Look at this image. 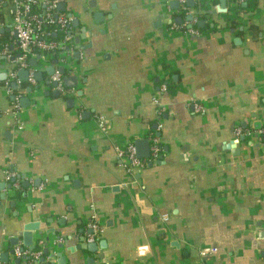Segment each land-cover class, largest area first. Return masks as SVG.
I'll use <instances>...</instances> for the list:
<instances>
[{
  "label": "crops",
  "instance_id": "0c3cea01",
  "mask_svg": "<svg viewBox=\"0 0 264 264\" xmlns=\"http://www.w3.org/2000/svg\"><path fill=\"white\" fill-rule=\"evenodd\" d=\"M9 1L0 2V28L11 26ZM193 1L207 27L176 15L180 0L59 1L79 21L73 38L85 30L86 49L75 58L69 46L73 71L62 77L75 76L77 86L63 85L71 93L63 95L45 85L46 69L61 67L54 57L28 62L42 73L35 86L17 73L13 94L0 87V182L15 179L0 191V253L21 249L23 226L38 223L33 252L41 257L47 238L64 264H264V0L236 15L228 0L224 9ZM0 37L16 57L11 31ZM13 69L0 60V73ZM23 88L30 104L14 115L12 97ZM150 129L159 159L127 172L120 152ZM15 191L20 198L10 197ZM90 236L104 249L76 250ZM204 248L217 252L201 257Z\"/></svg>",
  "mask_w": 264,
  "mask_h": 264
},
{
  "label": "built area",
  "instance_id": "2783aa9c",
  "mask_svg": "<svg viewBox=\"0 0 264 264\" xmlns=\"http://www.w3.org/2000/svg\"><path fill=\"white\" fill-rule=\"evenodd\" d=\"M60 0H10L11 6V33L15 32L17 37L14 41V46L18 50V55L14 57L11 53L12 48L6 43L0 44V60L9 61L13 65V70L6 73V79L2 81L0 87L4 88L7 94H13L11 83L15 82L20 85L17 79V73L20 70H29L27 76L28 86H35L34 79L35 70L29 69V60L36 59L40 62H50L51 58H56L63 69L71 74L73 69L71 66L67 68V59L70 56L69 46L73 44V34L71 32V18L64 13L57 10V5ZM212 1V0H209ZM199 8H189L186 6L184 0H180L179 7L175 14L179 17L190 16L191 21L187 22L189 25H195L198 22ZM188 31H192L191 29ZM1 38V37H0ZM68 47V50L66 48ZM58 69H54L53 75L50 76L49 81L55 82L57 85L54 89L63 95H70L63 87L62 78ZM162 91L166 90L163 85ZM18 91V90H17ZM23 89H20L13 97L11 102L12 112L14 115L20 111L19 100L22 97ZM196 111L201 108L195 105ZM105 121L102 117H98L97 125L103 129ZM237 135L240 134V129H237ZM149 145V156L145 159H138L135 154L133 145H129L125 152H120V157L124 160L125 169L132 173L135 169L140 170L145 168L148 163H154L159 159L161 153V146L159 137L150 133L147 137ZM11 176H7V181ZM93 230L96 226H90ZM94 241V237L90 236L88 243ZM217 252L215 248H204L200 250L201 257L214 255ZM14 257L19 259L22 256L29 257L32 263H37L40 252H33L30 250H14Z\"/></svg>",
  "mask_w": 264,
  "mask_h": 264
},
{
  "label": "water",
  "instance_id": "95a60500",
  "mask_svg": "<svg viewBox=\"0 0 264 264\" xmlns=\"http://www.w3.org/2000/svg\"><path fill=\"white\" fill-rule=\"evenodd\" d=\"M1 1L2 0H0V2ZM184 1H185V4H186L187 7H189V8L194 7V1L193 0H184ZM219 1H220V7L222 9H224L225 4H226V0H219ZM173 5H174L173 9H177L178 8V3L174 2ZM57 10L60 11V12H64L65 11L64 3L58 4ZM67 17L72 18V15L68 14ZM186 20L187 21H191V17L187 16ZM1 21H2V15L0 13V23H1ZM174 22L177 23V24H180L181 20L180 19H176V20H174ZM202 24H203L202 22H198L197 26L200 27V26H202ZM78 25H79L78 19H71V27L72 28H77ZM240 30H242V29H240ZM10 31H11V26L10 25H8V26H6L4 28H0V35H4L5 33H9ZM231 31L233 32V30H231ZM84 33H85V30L82 29V30H80V35L75 36L73 38V44L77 46V49L75 50V53H74V57L75 58L78 57V54H79L78 50L81 51V50L86 49L85 46L80 45L81 40L84 39ZM13 37L14 38L17 37L15 32L13 33ZM239 43H240V41H239ZM66 50H68V47L66 48ZM53 63H55V61ZM29 64H30V66L35 67L36 66V61L34 59H31L29 61ZM1 70H3V68H1ZM58 72L61 75H64L65 70L63 69V67H59ZM46 73H47L48 76L53 75L54 68L51 67V66L48 67L46 69ZM27 76H28V73L25 70H20L18 72V78L21 81H23V82H26ZM5 79H6V73L5 72H1L0 73V81H3ZM34 79L37 82H42V80H43L42 79V73L41 72L35 73L34 74ZM62 82H63V85H64L65 88L72 89V88H75L77 86V79H76L75 76L64 77L62 79ZM45 85L46 86H51V87H56L57 84L55 82H52V81H45ZM11 87L13 89H16L15 82L11 83ZM27 92L30 93L31 89L28 88ZM52 95L58 96V93L55 91V92L52 93ZM12 100H13V97H12ZM19 104H20L21 108H27L29 106L30 102H29V99L27 97H23L22 99H20ZM153 129H156V125L153 126ZM6 135H8V132L5 134V136ZM134 148H135L136 157L138 159H145V158H147L149 156V145H148V141L146 139L135 140L134 141ZM234 153H236V152H234ZM19 177H17V178H19ZM23 178L24 177H22V179ZM8 181H9L8 185H6L4 182H0V191H3L5 188L6 189H11V185H13L15 183V179H9ZM25 186L27 187V184H25ZM0 199L4 200V194L3 193L0 194ZM11 206H14L13 202L11 203ZM37 231H39V224L38 223H29V224H26V225L23 226V231H22V233L20 235V238L22 240V243H21L22 247H21L20 250H23L24 248H28L30 251H34L35 250L36 245L33 244L34 241H33L32 234L34 232H37ZM50 233L54 234L53 230H49V231L45 232V234H50ZM89 234H92V232L90 231ZM39 235L41 236L42 233H40ZM20 238L19 237H12L11 239H9V245L11 247L19 246ZM38 238L39 239H36L37 242H38V240H41L40 239L41 237H38ZM53 244L56 245L57 249H61L62 248V245L61 244H56V241L53 242ZM39 245L44 247L43 251L41 252V257H40V259L38 261L39 263H44L45 262V258L47 256L48 258H54L55 257L57 264H64L65 258H63L62 255L55 254V253H50V249L48 247V239L47 238H45L44 241H39ZM104 247H105V242L102 240V241H100L98 246L96 245L95 242H91V243L85 242L80 247H77L76 250H84V251H87L89 253H96L98 249H104ZM13 254H14L13 250H10L9 252L0 253V263L7 264L8 260H9V256L13 255ZM97 257L100 260L103 259V255H101V254H98ZM26 259H30V258L29 257L27 258L25 256L21 257V260H26ZM19 262H20L19 259H16L14 261L15 264H19ZM86 263L87 264H95V260L92 259V258H89V259L86 260Z\"/></svg>",
  "mask_w": 264,
  "mask_h": 264
},
{
  "label": "trees",
  "instance_id": "16d2710c",
  "mask_svg": "<svg viewBox=\"0 0 264 264\" xmlns=\"http://www.w3.org/2000/svg\"><path fill=\"white\" fill-rule=\"evenodd\" d=\"M213 2H217V0H214ZM228 2L234 6L231 9L234 11V15H236V13H238V12L252 11L258 6V3L256 0H228ZM199 18H200V21H202L204 23L205 27H207L208 24L206 23L205 16L202 15V16H199ZM240 23H241V21L239 20V18H237L236 21L232 20V21H230V28L235 30L237 28L236 27L237 24H240ZM254 30H255V26H253V25H249V27L247 28V31L251 32V33H253ZM242 32H243V30H239L238 33L241 34ZM256 32H257V30H256ZM150 133L156 134L155 131H153L152 129H150ZM15 192H17V193H13L12 195H10V197L11 198H16V197L20 198L18 191H15ZM38 248L39 247L36 246L34 251H39Z\"/></svg>",
  "mask_w": 264,
  "mask_h": 264
}]
</instances>
